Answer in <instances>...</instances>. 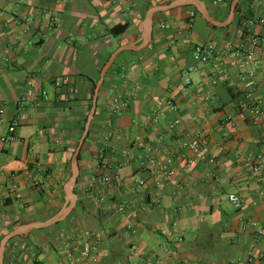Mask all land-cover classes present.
I'll return each mask as SVG.
<instances>
[{"label": "crops", "instance_id": "obj_1", "mask_svg": "<svg viewBox=\"0 0 264 264\" xmlns=\"http://www.w3.org/2000/svg\"><path fill=\"white\" fill-rule=\"evenodd\" d=\"M173 1L0 0V242L62 209L94 83L115 51L140 44L148 11ZM201 1L228 21L232 0ZM240 3L249 33L237 14L228 27L193 7L154 17L150 45L124 52L105 78L72 216L16 238L4 264H264V120L238 110L246 97L264 102V0ZM125 23L123 36L109 34ZM205 45L213 57L186 86ZM244 50L260 64H246ZM43 92L40 103L22 104ZM116 94L127 109L113 119ZM197 138L199 149L186 147ZM89 230L100 236L94 260L83 253Z\"/></svg>", "mask_w": 264, "mask_h": 264}, {"label": "water", "instance_id": "obj_2", "mask_svg": "<svg viewBox=\"0 0 264 264\" xmlns=\"http://www.w3.org/2000/svg\"><path fill=\"white\" fill-rule=\"evenodd\" d=\"M241 1L242 0H233L232 5H231L230 17L228 21L226 22L216 21L211 15L207 5L201 0H176L168 5H159V6L152 7L148 11L146 18L144 20V28H143V33H142L140 44H133V45L123 46L119 48L117 51H115L112 54V56L107 61L105 67L102 70L101 79L99 80V82L97 83L95 87L92 108H91L90 114L87 119L85 130L79 141L78 147L75 150L72 156V159H71V165H70L71 175L64 187V192H65L64 206L56 215H54L52 218H50L49 220L45 222H35L32 224L24 225L6 234L0 242V264L5 263L6 251L12 240L18 237L29 236L35 230L48 229L56 225H59L65 222L70 217V215L73 213V211L76 209L77 203L79 200L78 195L75 192V188L78 184V180L80 177L79 156L86 142V139L88 138V135L90 133L92 122L94 120L96 110H97L99 93L104 85L105 78L109 70L112 68V66L116 62V60L124 52L141 51V50L146 49L150 45L152 41V37H153L154 17L158 13H166V12H170L172 10L178 9V8L193 7L202 15L204 20L208 22L209 24H211L212 26L228 27L234 22L235 17H236V10Z\"/></svg>", "mask_w": 264, "mask_h": 264}, {"label": "built area", "instance_id": "obj_3", "mask_svg": "<svg viewBox=\"0 0 264 264\" xmlns=\"http://www.w3.org/2000/svg\"><path fill=\"white\" fill-rule=\"evenodd\" d=\"M260 23L262 25H264V19L260 21ZM245 30L247 31V33H249V28L244 27ZM259 44V40L253 39L252 40V45L254 47H257ZM214 47L211 45H205V46H198L195 48L194 51V59L196 61V64L190 66L184 74V78H185V85L189 86L192 84V79L191 76L198 72L201 68V66L203 65H207L209 64V62L211 61L213 54H214ZM243 52L247 53L246 54V64L249 63H253L255 65H259L260 61L258 59H256L254 53L252 51H248V50H244ZM222 74V72H221ZM60 85V84H58ZM46 92H43V94H28L23 100H22V104L24 105H28L30 103H40V97H47ZM263 100H255L252 97H246L243 100H241L238 103V110L241 113H245L247 114V116L250 118V120L252 121L253 124H259L264 120V111H263ZM169 107H171L172 109H175V106L173 105L172 102L168 103ZM111 111L117 115V116H121L125 110L127 109V102L124 101L123 96L121 94H116L114 95L113 99H112V104H111ZM152 121L157 122L158 121V115L157 113H155V115L152 118ZM11 134H14L15 132V128L11 129ZM186 147L192 149V150H197L201 147V138H197L195 140H193L190 143L186 144ZM104 150H101V157L103 158L104 156ZM255 173H259L261 171L260 167H255L254 169ZM172 171L168 170L166 172V176H172ZM115 178H117L115 176ZM113 180V178L111 177H106L105 178V182L106 183H111ZM228 199L232 202V204L237 208L240 209L242 206V202L241 199L236 196V195H230L228 197ZM124 209L121 208L120 211H123ZM84 236L87 238V240L89 241V243H87L84 246L83 249V253H84V257L87 259H96L97 253H98V246L97 243L100 240V236L98 234L97 231L94 230H89L86 231Z\"/></svg>", "mask_w": 264, "mask_h": 264}, {"label": "trees", "instance_id": "obj_4", "mask_svg": "<svg viewBox=\"0 0 264 264\" xmlns=\"http://www.w3.org/2000/svg\"><path fill=\"white\" fill-rule=\"evenodd\" d=\"M232 2H233V0L231 1V3H232ZM230 6H231V5H230ZM240 7H241V3L238 5V8H237V10H236V14H237V19H236V21H237V22L239 21L238 14L240 13ZM193 11H194V13L200 15L199 12H198L196 9H194ZM200 16H201V15H200ZM238 24H239L240 28H243V30L246 31L245 28H244V26H243V22L240 21V23L238 22ZM129 28H130V24H129V23H125V24H122V25H117V26H115L114 28H112V29L109 31V34L112 35V36H115V37H121V36H123V35L128 31ZM246 32H247V31H246ZM123 55H124V54H122L119 58H121ZM115 67H116V65L114 64L113 67L111 68V70L109 71L108 74H111L112 72H114V68H115ZM117 73L119 74V76L122 75V72H121V71H120V72H117ZM117 85H118V83H117ZM95 87H96V83H94V89H95ZM93 95H94V93H93ZM123 99H124V101H127V97H126L125 95H124ZM90 102H91V103H90V105H89V112L91 111V108H92L93 98L90 100ZM89 114H90V113H89ZM111 115H112L111 117H112L113 119H114L115 117H118V116L115 115L112 111H111ZM86 124H87V119H85V121L83 122L82 129H81V133L84 132ZM89 137H90V133H89V135H88V138L86 139V142H87V140L89 139ZM86 142H85V143H86ZM74 152H75V151H72L71 156H73ZM100 155H101V153H100ZM104 155H105V154H104ZM104 155H103V156H104ZM70 159H71V157H70ZM80 161H81V154H80V156H79V162H80ZM70 165H71V161L68 163V167H70ZM75 192H76V191H75ZM71 216H72V215H71ZM71 216H70V217H71ZM70 217L68 218V220L70 219ZM58 226H61V224H59ZM12 230H13V229H12ZM6 234H8V233H6ZM6 234H4V235L2 236V238H3ZM15 241H16V239L12 240L8 247L12 246V245L15 243Z\"/></svg>", "mask_w": 264, "mask_h": 264}, {"label": "rangeland", "instance_id": "obj_5", "mask_svg": "<svg viewBox=\"0 0 264 264\" xmlns=\"http://www.w3.org/2000/svg\"><path fill=\"white\" fill-rule=\"evenodd\" d=\"M77 147V146H76ZM76 147L74 148V150H76ZM71 158H72V156H71ZM70 175H71V172H70ZM70 175H69V177H68V179L70 178ZM33 237V236H32Z\"/></svg>", "mask_w": 264, "mask_h": 264}]
</instances>
